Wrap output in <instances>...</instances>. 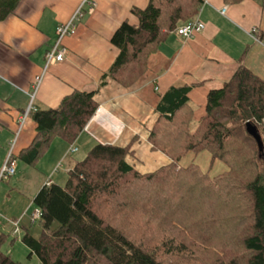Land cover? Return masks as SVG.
Returning <instances> with one entry per match:
<instances>
[{"label":"trees","instance_id":"1","mask_svg":"<svg viewBox=\"0 0 264 264\" xmlns=\"http://www.w3.org/2000/svg\"><path fill=\"white\" fill-rule=\"evenodd\" d=\"M204 1L134 7L138 23L125 20L113 33L119 54L103 79L133 86L160 44ZM18 4L0 0V21ZM240 61L222 87L210 90L196 125L194 84L171 86L161 96L150 140L170 164L142 173L126 160L128 146L97 143L65 184H44L34 197L42 232L21 238L31 253L43 264H264V80ZM95 94L75 89L56 108L31 110L36 135L16 158L35 166L55 138L72 144L98 108ZM203 151L228 170L210 176L197 163L180 165L189 152ZM7 238L0 231V264H22L2 250Z\"/></svg>","mask_w":264,"mask_h":264},{"label":"crops","instance_id":"2","mask_svg":"<svg viewBox=\"0 0 264 264\" xmlns=\"http://www.w3.org/2000/svg\"><path fill=\"white\" fill-rule=\"evenodd\" d=\"M83 2L19 0L14 13L0 21V168L12 142L19 154L33 141L37 123L31 110L56 108L75 89L95 91L98 102L96 112L72 144L54 139L39 161L44 165L42 173L53 175L48 180L41 179L30 198L22 192L12 197L9 191L15 189V184L1 189L3 181L0 183V213L6 219H20L23 234L38 236L32 232L30 216L40 188L48 182L62 184L69 170L97 143L128 146L126 160L142 173L170 164V156L151 142L150 133L159 118L161 96L171 86L195 85L189 98L194 108L192 125H196L206 114L210 90L222 87L240 60L264 80V0H205L194 18L201 19L205 29L190 39L178 37L175 31L171 33L150 56L145 74L128 88L113 78L103 79L119 54L111 38L123 21L138 23L132 9L145 8L149 0H99L92 12L83 6L76 34L64 40L68 48L65 60L47 69L33 96L34 79L44 70L57 26L70 21ZM224 6L226 13H222ZM199 154L206 159L211 157L208 151L198 155L189 152L180 165H189ZM217 161L210 160L209 167L203 169L211 172ZM28 165H21L18 160L17 173L19 169L20 173H27ZM220 166L223 172L227 170ZM34 176H29V184H35ZM33 256L37 255L32 253Z\"/></svg>","mask_w":264,"mask_h":264},{"label":"built area","instance_id":"3","mask_svg":"<svg viewBox=\"0 0 264 264\" xmlns=\"http://www.w3.org/2000/svg\"><path fill=\"white\" fill-rule=\"evenodd\" d=\"M99 0H84L82 6L75 12L72 19L67 23L59 24L56 28V40L52 47L46 53V62L44 66V70L41 74L37 75L34 79L33 85V92L32 95L34 96L46 73L47 69L52 66L56 65L65 60L68 54V48L64 44V40L66 37L70 35H74L78 29V23L83 15V6H86L89 12H92L98 5ZM227 6H224L222 9V13H226ZM205 23L197 18L191 20L185 24L180 25L176 30L175 33L178 37L190 39L197 33L203 31L205 29ZM25 118V117H24ZM24 120V119H23ZM77 148H71V150H76ZM17 165L18 159L16 158V153L14 151V143L12 142L10 149L8 150L7 157L0 168V183L2 181L9 180L12 176L17 173ZM32 224L41 221L42 219V210L39 207H36L31 216ZM20 219H6L0 213V231H9L14 237L21 239L23 235V229Z\"/></svg>","mask_w":264,"mask_h":264},{"label":"rangeland","instance_id":"4","mask_svg":"<svg viewBox=\"0 0 264 264\" xmlns=\"http://www.w3.org/2000/svg\"><path fill=\"white\" fill-rule=\"evenodd\" d=\"M210 160H211V157L206 159L204 156H202V154H199L197 159H195V161H192V162H195L197 164L200 163L201 166L199 164L198 165L201 167V169L203 171H205L203 169V167L208 168L209 164H210ZM186 161H188V159ZM20 163H21V165H27V164L23 163L22 161H20ZM40 163L41 162H39L37 164V166L28 165L27 167L29 170L27 173H20V169H19L16 176L12 177L9 182L3 181L1 183V189L4 185L9 184V185L13 186V184H15V186H16L15 189L9 191L10 196L18 197V194L20 192H22L24 196L27 195L30 198V192L32 190H34V188H35L34 186L38 187L39 181L41 179L48 180V178H50L53 175V173H51L49 175V177H47L46 176L47 173L43 174L41 170H42V167L44 168V165H41ZM259 163H260L261 167L264 168V153H263V156L261 157V159L259 160ZM218 164L219 165L221 164V165H224V167H227V165L224 162L218 160L217 164L211 169V172H209V171H205V172H208L210 176H215L219 173H222L223 172L221 169L222 166H220V168H219ZM36 167H39L40 170H37L38 168H36ZM227 170H228V167H227ZM29 176H34L35 184H31V183L29 184L28 183L29 182ZM67 176H66L65 181L67 180ZM65 181H62L63 182L62 184H65ZM32 227H33L32 232L37 233V235L39 236L40 233L42 232L41 223L36 222ZM7 234H8L7 241L5 243H3V246H2V250L4 252H6L8 255H10L15 260L22 262V264H41V262L37 256L32 257L31 249L26 244H24L19 238L16 240H13L11 234H9V233H7Z\"/></svg>","mask_w":264,"mask_h":264},{"label":"water","instance_id":"5","mask_svg":"<svg viewBox=\"0 0 264 264\" xmlns=\"http://www.w3.org/2000/svg\"><path fill=\"white\" fill-rule=\"evenodd\" d=\"M252 133H253L252 135H255L257 137L259 145H260V147H262L263 143H262V140H261V136L256 134L255 132H252Z\"/></svg>","mask_w":264,"mask_h":264}]
</instances>
